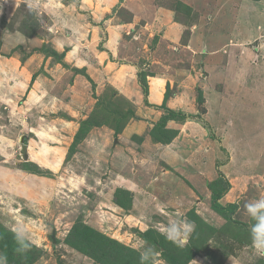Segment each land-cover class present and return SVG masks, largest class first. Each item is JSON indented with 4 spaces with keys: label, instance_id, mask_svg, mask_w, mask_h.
I'll use <instances>...</instances> for the list:
<instances>
[{
    "label": "rangeland",
    "instance_id": "374dc122",
    "mask_svg": "<svg viewBox=\"0 0 264 264\" xmlns=\"http://www.w3.org/2000/svg\"><path fill=\"white\" fill-rule=\"evenodd\" d=\"M95 2L0 0V256L6 264H103L87 245L99 236L131 249L136 264L143 240L160 252L147 264H264L243 207L264 197V0ZM131 18L150 33L139 49L125 38L111 70L100 53L113 58L109 34ZM20 36L26 53L16 50ZM58 40L64 47H53ZM86 62L95 89L76 68ZM16 66L32 72L21 93L5 70ZM122 84L132 98L120 97ZM107 105L113 116L92 118ZM169 112L185 120L171 117L156 131ZM37 158L46 168L30 162ZM218 180L230 185L221 208L234 211L212 208ZM174 210L195 224L184 248L155 226ZM18 232L31 244L26 252Z\"/></svg>",
    "mask_w": 264,
    "mask_h": 264
},
{
    "label": "clouds",
    "instance_id": "9594fccd",
    "mask_svg": "<svg viewBox=\"0 0 264 264\" xmlns=\"http://www.w3.org/2000/svg\"><path fill=\"white\" fill-rule=\"evenodd\" d=\"M243 207L250 221L248 229L250 247L256 254L264 256V197L254 198L246 202ZM155 226L166 240L178 248H184L187 245L190 235L195 230L194 222L178 210L169 211L166 222H157ZM16 240L19 245L18 251L26 252L31 247L28 238L22 232L16 234ZM159 256L160 252L149 245L146 240L141 242V264H147ZM0 264H6V257L0 256ZM159 264H165V262L159 260ZM193 264H196V261H193Z\"/></svg>",
    "mask_w": 264,
    "mask_h": 264
},
{
    "label": "trees",
    "instance_id": "16d2710c",
    "mask_svg": "<svg viewBox=\"0 0 264 264\" xmlns=\"http://www.w3.org/2000/svg\"><path fill=\"white\" fill-rule=\"evenodd\" d=\"M121 1L123 2V0H121ZM114 11H115V9H114ZM131 22H132V18H131ZM40 49H43V53L45 55L50 56V57L53 56L54 59L56 60V62H63L62 55L50 52L48 50V48H45V45H43L42 48H40ZM16 50H23L26 53V51H25V49L23 47H18ZM26 56H25V58H27ZM78 71L83 76L87 77L90 80V82L93 85V88L95 89V87H96L95 83L85 73V70H78ZM35 76L37 77L36 74H35ZM139 78H140V82L142 83V85H144L145 94L148 95L149 93H148V90H147L148 87H147V76H146V74L144 72L139 73ZM34 80H35V77H34L33 81ZM167 96H166L165 100L168 99L169 96L168 97ZM105 98L100 103L105 102ZM199 98H200L199 102L201 104L203 102V98H201V96ZM109 111H110V108L107 105L101 112L94 113V117H92V118L96 119V117L99 116V114H101V113L105 114V113H107ZM110 112H112L111 115L109 114V116L111 117V116H113L114 112L112 110ZM107 115H108V113H107ZM171 117L174 118L173 120H176L175 117L181 118L180 121L185 120V117H183L181 114L175 115V113L169 112L168 116L162 117V119L156 124V129L155 130L159 131V130L163 129V127L166 125V123L169 121V119ZM92 118H91V120H94ZM121 119H123V118H121ZM90 121H87L86 124L87 123L88 124L94 123V121H92L91 123H90ZM106 124H107V122H106ZM118 130H121V128H119ZM38 168H40V167H37V169ZM215 184L213 186L214 188L212 187L213 188V192L216 194V196L212 200V208L214 210H216L217 212H220V213H223V211H225L226 213H227V211L230 212V210L234 211L237 208V206L235 204H229V206H227L226 209L225 208L222 209L221 208L222 206L219 204L218 196L220 197L223 194L224 195L227 194V192L229 191V188H230L229 183H227L226 181L224 182L223 180H218ZM218 193H219V195H218ZM228 214H231V213H228ZM87 245L90 247L91 250H94V254L101 253L100 255L96 256L95 259L97 261H100L103 264H136L135 260L133 259V257H134L133 254L134 253H133V251L131 249L127 248L128 250L126 251L125 249H123L124 245H122L120 243H116L115 241H111V239H109L107 237L94 236L87 243ZM156 246H161L162 249L165 248L164 245L156 244Z\"/></svg>",
    "mask_w": 264,
    "mask_h": 264
},
{
    "label": "crops",
    "instance_id": "0c3cea01",
    "mask_svg": "<svg viewBox=\"0 0 264 264\" xmlns=\"http://www.w3.org/2000/svg\"><path fill=\"white\" fill-rule=\"evenodd\" d=\"M91 2H93V3H96L95 2V0H90ZM90 6V5H89ZM155 15V14H154ZM137 18V17H136ZM156 19H158V18H156ZM137 20V19H136ZM152 20H154V18L153 19H150L149 21H152ZM110 25V24H109ZM136 25H134V22H132L129 26H128V24H126V23H123V22H120L119 24H117V26L116 25H114L113 27L115 28V30L113 31V33H112V35L111 34H109V37H108V40L106 41V43H105V48L104 49H108L109 51V53L111 54V55H113V58H109V55L107 54V55H105V54H102V53H100V55H103V59H101V62H103L104 64H107L108 66H110V64H112V63H114L115 61H116V59H115V55H114V50H116L117 52L120 50V49H126V47H127V45H128V40H125V38H129L130 36L133 38V40H131V49H139L140 47H138V41H139V37H142V36H144V34L146 35V36H148L149 35V33H150V31L149 30H144V29H142V27L140 28V29H136V27H135ZM74 27V26H73ZM73 27H71V29L70 30H72L73 32H75L77 29H79L78 27H76V28H74L73 29ZM123 29H128L129 31H130V33H124V31H123ZM69 30V29H68ZM179 30L180 31H182V28L179 26V27H175L174 28V31L175 32H179ZM137 31V33L135 34V32ZM104 31H102V33H103ZM173 32V31H172ZM167 34V33H166ZM170 34H167V37L169 36ZM21 37V38H20ZM20 37H16L15 38V40L17 39L18 40V44H21V46L24 48V49H28L27 48V44L29 43V41H28V39H26L25 37H23V36H20ZM172 38V35H170L168 38ZM162 38V36L160 37V39ZM247 39H250V33H249V36L248 37H246ZM159 39V40H160ZM14 40V41H15ZM124 40V41H123ZM60 40H58V41H56V44H57V46H54L53 45V47H56V49L57 48H59V47H64V45L63 44H61L62 42H59ZM54 43H55V39H54V41H53ZM33 43H36V46H37V40L35 41V40H33ZM161 43V41H159L158 42V44H160ZM183 47H185V46H179V47H173L174 49H183ZM5 48V47H4ZM160 48V47H159ZM164 49V48H163ZM185 49V48H184ZM186 49H187V47H186ZM112 60H115L114 62L112 61ZM18 62V61H17ZM18 65H19V63H17ZM87 65V62H86V64H83L82 66H79V67H76L77 69H79V68H81V69H79V70H85L84 69V66H86ZM96 65H98L97 64V61H96ZM118 65V64H117ZM99 66V65H98ZM119 66L121 67V64L119 63ZM110 68H111V70H112V68H114L113 67V64H112V66H110ZM121 69V68H120ZM6 70V72L9 74V76L11 77V83L12 84H15V86H17L18 88H19V91L18 92H20L21 93V91H23V90H25L26 88H27V86H28V82L27 81H30L31 80V78H32V72H25V73H23V72H21L20 70H18L17 69V66L15 67V68H6L5 69ZM105 70H107V69H105ZM108 74L109 73H107L106 75L108 76ZM132 82V81H131ZM130 82V86H132V83ZM107 85H111V86H114L113 84H112V82H109V81H106L105 82ZM40 84L39 85H37L36 86V88L32 91V92H37V91H39L40 90ZM122 88H124L123 90H122ZM135 89V88H134ZM117 90H118V88H117ZM121 91V96L120 97H130V98H132V96L130 95V94H128L127 95V93L125 92V90H127V91H130L129 90V88H128V86L126 85V84H122V86H121V89H120ZM136 90V89H135ZM133 92V91H132ZM31 93V92H30ZM136 94H138V91H136ZM3 96H4V94L3 93H1L0 92V98L2 99V100H4L3 99ZM7 96V95H6ZM13 97V96H12ZM129 99V98H128ZM135 98H133V99H129L130 101H132V100H134ZM7 100H9V99H5V102L7 103ZM32 160V161H31ZM30 160V162H35L36 164H38V161H41V163H43L42 162V158H37V159H31ZM39 165V164H38ZM39 167H41V168H46V167H44V165L43 164H40L39 165ZM47 183H49L48 181H46ZM35 197H37V195H35Z\"/></svg>",
    "mask_w": 264,
    "mask_h": 264
}]
</instances>
